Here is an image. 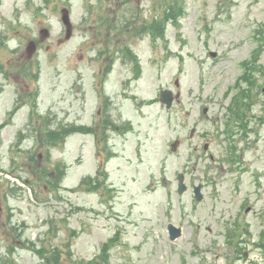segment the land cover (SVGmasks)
Instances as JSON below:
<instances>
[{"label":"rangeland","instance_id":"1","mask_svg":"<svg viewBox=\"0 0 264 264\" xmlns=\"http://www.w3.org/2000/svg\"><path fill=\"white\" fill-rule=\"evenodd\" d=\"M116 1L0 0V264H264V0Z\"/></svg>","mask_w":264,"mask_h":264},{"label":"flooded vegetation","instance_id":"2","mask_svg":"<svg viewBox=\"0 0 264 264\" xmlns=\"http://www.w3.org/2000/svg\"><path fill=\"white\" fill-rule=\"evenodd\" d=\"M125 2L130 4L129 0H117L115 4H126ZM120 15L121 17L119 19H117L118 14H116L113 18H110L109 25L103 24L105 30L108 32L112 31L116 40L120 44L119 46L110 49L108 56L102 55L105 61L111 59V57L114 58V60H119L120 62L126 60L128 58L129 38L131 34L130 25L133 23V21L142 24L140 15L131 16L127 10H124ZM104 19L105 17L103 20Z\"/></svg>","mask_w":264,"mask_h":264},{"label":"water","instance_id":"3","mask_svg":"<svg viewBox=\"0 0 264 264\" xmlns=\"http://www.w3.org/2000/svg\"><path fill=\"white\" fill-rule=\"evenodd\" d=\"M62 18L64 20V22L67 24L68 27V35L70 33V21H69V13L68 10L66 8L62 9ZM44 34L47 33L46 30L42 31ZM34 50V42L31 41L29 42L28 46H27V52H28V56H31L32 51ZM173 96L171 91L169 90H163L160 93V100L166 103V106L169 107L171 102H172ZM178 141H175L173 143V147L175 148L177 145ZM181 177V174L179 175V178ZM184 189V184L180 181L179 183V187L178 190L179 192H182ZM195 193L197 196H199V187H195ZM168 229H169V235H170V239H174L176 236H178L180 234V229L175 227L173 224H169L168 225Z\"/></svg>","mask_w":264,"mask_h":264},{"label":"trees","instance_id":"4","mask_svg":"<svg viewBox=\"0 0 264 264\" xmlns=\"http://www.w3.org/2000/svg\"><path fill=\"white\" fill-rule=\"evenodd\" d=\"M166 15H167V12H166ZM164 22V20H163ZM87 128V129H86ZM90 128L89 127H81V126H78V125H68V126H62L60 130H56L52 138V140H55L57 139L58 137L63 140L65 138V136H67L68 134L70 133H73V132H78V131H81V132H87L89 131ZM50 136L52 134V131H50Z\"/></svg>","mask_w":264,"mask_h":264}]
</instances>
